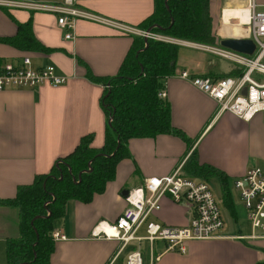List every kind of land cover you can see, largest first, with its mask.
I'll return each instance as SVG.
<instances>
[{"label": "crops", "instance_id": "crops-1", "mask_svg": "<svg viewBox=\"0 0 264 264\" xmlns=\"http://www.w3.org/2000/svg\"><path fill=\"white\" fill-rule=\"evenodd\" d=\"M34 1L57 4L62 0ZM254 2L256 11H264V0ZM154 5L155 0H75L77 10L109 23L74 18L69 30L57 25L56 14L0 6L1 39L15 38L17 24L29 21L35 40L49 50H23L0 43V64L26 57L31 68L52 66L57 75L66 78L63 85L56 87L41 85L0 92V264H6V240L18 236V209L5 201L14 197L17 188L30 184L36 175L47 174L56 161L73 152L81 138L91 136V149L103 146L107 120L100 100L105 87L89 81L86 72L95 77L115 76L134 37L140 36L114 24L140 30ZM247 5L248 0L209 1L215 42L202 46L204 53L199 56L206 59L205 65H187L184 56L192 49L179 47L172 75L160 80L159 91H164L161 100L169 109L172 132L127 140V156L115 165L113 178L103 191L85 204L74 200L65 203L62 217L52 222V231L62 234L64 240L52 241L49 264H123L127 251L115 257L117 242L92 238L91 231L97 223H114L125 207L122 191L140 187L145 179L166 176L180 167L181 174L206 182L213 179L220 187L215 174H198L201 169H212L225 177L229 191L232 182L248 168L264 169V112L249 121L228 113L216 114L217 105L212 99L174 77L182 70L201 77H235L239 69L222 62L211 49L218 47L221 39H245V24L239 25L235 16L225 23L222 12L243 14ZM66 32L69 39L64 38ZM178 43L170 44L180 46ZM241 217L246 225L235 223L233 229H225L223 224L220 238L187 242L182 253L165 252L162 243H155L154 255L159 254L156 264H264V228H253L243 208ZM189 218L187 208L164 197L151 220L181 227ZM261 224L264 227V218ZM142 249L146 262V244Z\"/></svg>", "mask_w": 264, "mask_h": 264}, {"label": "trees", "instance_id": "trees-1", "mask_svg": "<svg viewBox=\"0 0 264 264\" xmlns=\"http://www.w3.org/2000/svg\"><path fill=\"white\" fill-rule=\"evenodd\" d=\"M211 0H155L152 14L140 25L171 39L211 46ZM0 43L23 50L48 49L39 45L30 22L17 24L15 38H0ZM178 45L134 37L133 44L113 77L89 81L104 86L100 105L106 116L103 146L89 147L91 136L80 139L72 153L56 161L47 174L36 175L30 184L17 188L5 203L18 209V236L5 242L6 264H49L54 249L50 238L52 222L62 217L65 203H88L103 191L113 178L115 165L127 156L126 142L131 138H152L172 132L167 104L157 97L160 80L171 76ZM241 71L237 70V75ZM198 174H215L222 198L230 208L225 177L215 170L201 169Z\"/></svg>", "mask_w": 264, "mask_h": 264}, {"label": "built area", "instance_id": "built-area-1", "mask_svg": "<svg viewBox=\"0 0 264 264\" xmlns=\"http://www.w3.org/2000/svg\"><path fill=\"white\" fill-rule=\"evenodd\" d=\"M2 5L56 14L57 25L66 30L70 29L74 18L109 23L77 10L75 0H62L57 4L0 0ZM256 7L254 0H248V20L244 26L247 30L245 39L254 45L250 55L220 46L211 49L217 57L239 69L240 75L210 78L195 76L185 70L174 74L175 78L187 82L212 99L217 105L216 114L228 113L241 121H249L254 115L264 112V11H256ZM114 26L122 31L134 32L144 39L178 43L148 31H136L117 24ZM64 38H70L68 32ZM65 80V77L57 75L52 66L31 68L26 57L17 62L0 64V92L34 89L41 85L56 87L63 85ZM157 97L163 99L164 91H159ZM232 188L251 226L263 229L264 169L248 168L241 178L232 182ZM164 197L174 205H182L189 210L190 218L185 226L174 227L151 220ZM123 200L125 207L114 223H97L91 231L92 238L117 242L115 257L127 251L123 264H156L159 254L154 255L155 243H162L165 252L182 253L187 242L220 238L223 222L207 182L181 174L180 167L166 176L145 179L140 187L128 190ZM50 238L52 241L64 240V236L57 231H51ZM142 243L147 246L146 262Z\"/></svg>", "mask_w": 264, "mask_h": 264}, {"label": "rangeland", "instance_id": "rangeland-1", "mask_svg": "<svg viewBox=\"0 0 264 264\" xmlns=\"http://www.w3.org/2000/svg\"><path fill=\"white\" fill-rule=\"evenodd\" d=\"M27 2H33V3H37L34 0L31 1H27ZM143 30V29H140ZM153 41V40H152ZM155 42H160V41H156ZM163 43V42H160ZM180 44V46H177L178 48L180 47L181 50H184V47H190L192 50L190 52H187L186 55L184 56V59L187 63V65H191V66H196V64H199V67L204 66L206 63V59L203 58L201 60V57L199 55H201V53H204V51L202 52V46L204 45H197V44H185V43H178ZM181 53V52H179ZM193 53V54H192ZM182 54V53H181ZM224 63H227L224 60H221ZM207 184L210 188V191L213 195V198L216 202V205L220 211L221 217L223 219V224H224V228L225 229H233L234 228V224L237 223L239 224V226H244L246 225V222L242 219L241 217V210H242V206L238 200V198H236V193L234 191V189L231 187L230 190L228 191L229 193V203L231 204L230 208H228L222 198V193L219 187V184L217 183L216 180H209L207 181ZM236 216V221H234V218ZM141 234V233H139ZM142 248H144V243H142ZM124 255V254H123ZM121 255V256H123ZM117 264V263H116Z\"/></svg>", "mask_w": 264, "mask_h": 264}, {"label": "water", "instance_id": "water-1", "mask_svg": "<svg viewBox=\"0 0 264 264\" xmlns=\"http://www.w3.org/2000/svg\"><path fill=\"white\" fill-rule=\"evenodd\" d=\"M218 44L222 48L246 55H250L254 50V45L248 39L227 38L221 39ZM126 193V190L122 191V196L125 197Z\"/></svg>", "mask_w": 264, "mask_h": 264}, {"label": "bare ground", "instance_id": "bare-ground-1", "mask_svg": "<svg viewBox=\"0 0 264 264\" xmlns=\"http://www.w3.org/2000/svg\"><path fill=\"white\" fill-rule=\"evenodd\" d=\"M243 10V14L241 12H233V13H230V12H225V10L222 12V19L223 21L226 23L227 20L229 19V17H237L238 20H239V25H243V24H246L247 23V20H248V10L247 9H242ZM225 12V14H224ZM226 15V17H225ZM226 19V20H225ZM234 26V25H233ZM237 27V26H236ZM237 28H240V27H237Z\"/></svg>", "mask_w": 264, "mask_h": 264}]
</instances>
